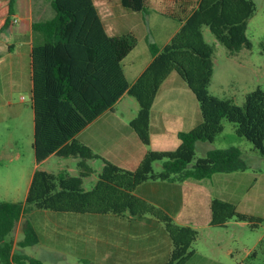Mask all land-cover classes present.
<instances>
[{
    "label": "trees",
    "instance_id": "16d2710c",
    "mask_svg": "<svg viewBox=\"0 0 264 264\" xmlns=\"http://www.w3.org/2000/svg\"><path fill=\"white\" fill-rule=\"evenodd\" d=\"M141 13L146 0H120ZM15 0H0V33L10 28ZM55 12L51 19L32 23L41 36L33 44L30 57V98L33 111L32 148L36 163L51 154L76 157L77 175L66 171L36 169L23 202L0 200V264H42L38 259L13 251L11 234L21 220L20 247L37 243V234L28 218L34 209L90 214H148L161 222L171 240L164 264H183L194 252L197 230L176 224L161 208L134 194L148 180L182 182L201 179L214 173L243 171L247 164L235 146L211 149L195 157L197 141L211 142L223 131V120L235 124L237 136L248 140L264 156V90L259 86L245 93L242 105L209 93L213 74V47L204 40L207 27L229 54L249 49L248 20L255 12L253 0H195L170 40L158 47L148 44L151 61L137 79L127 81L122 61L137 43L131 34L109 36L104 30L93 0H51ZM175 71L198 102L201 122L188 131L178 132L173 150L148 149L133 170L123 169L94 153L75 135L127 93L139 105L130 126L141 142L149 144V113L163 80ZM90 159L103 165L97 180L84 190L83 178L93 173ZM156 162L161 163L158 171ZM235 219L257 228L260 217L240 212L230 202L210 201V225L225 226ZM259 254V255H258ZM257 255L264 264V237L249 257Z\"/></svg>",
    "mask_w": 264,
    "mask_h": 264
},
{
    "label": "crops",
    "instance_id": "0c3cea01",
    "mask_svg": "<svg viewBox=\"0 0 264 264\" xmlns=\"http://www.w3.org/2000/svg\"><path fill=\"white\" fill-rule=\"evenodd\" d=\"M194 2L146 0L147 12L143 14L124 7L120 0H93L107 35L131 33L137 39L135 47L122 61L127 81L133 83L151 61L148 44L163 47L179 28L178 19L187 14ZM54 14L51 0H15L13 23L0 33V65L4 66L0 68V79L3 73L10 82L17 81L24 67L30 78V49L41 40L40 34L33 31L32 23L51 19ZM125 103L131 108L125 110ZM138 108L137 100L124 93L112 108L87 124L75 138L113 164L133 170L148 149H175L177 133L188 131L201 122L195 96L175 71L160 84L152 102L148 145L141 142L130 126ZM21 117L22 108L5 98L0 87V121L7 118L17 122ZM8 138L6 145L12 146L16 142L14 133L10 132ZM206 142L195 143V157L198 148L203 155L215 149L213 141ZM14 146L10 157L20 159L23 154L16 143ZM28 146L34 159L31 140ZM6 149L0 143V156L6 155ZM54 156L78 161L76 157L51 154L35 162L32 174L36 169L45 170L42 165ZM87 163L93 173L83 181L89 179L93 185L103 163L99 159H90ZM155 164L159 166L158 162ZM258 167L249 164L243 171L214 173L182 182L148 180L139 184L134 194L161 208L176 224L197 230L198 237L192 245L194 252L183 264H255L259 254L252 259L249 256L264 237V171ZM72 170L73 167L61 166L58 171L69 173ZM213 198L230 202L240 212L260 217L262 222L254 229L235 219L227 221L225 226L210 225ZM29 214L38 238L37 243L30 245L35 248L30 257L42 264H164L171 249L164 225L148 214L130 216L126 212L90 214L43 209H34Z\"/></svg>",
    "mask_w": 264,
    "mask_h": 264
},
{
    "label": "rangeland",
    "instance_id": "374dc122",
    "mask_svg": "<svg viewBox=\"0 0 264 264\" xmlns=\"http://www.w3.org/2000/svg\"><path fill=\"white\" fill-rule=\"evenodd\" d=\"M253 2L255 12L248 20L246 28V35L251 43L249 49L243 48L237 53L229 54L209 29L203 28L204 40L213 47V74L208 91L219 98L231 99L237 105H242L245 92L253 90L257 86L264 90V0H253ZM1 46L0 50L2 49ZM0 68L4 69V66L0 65ZM0 87L3 94L5 93V98L11 99L13 105L22 108V117L17 122L7 118L0 121V143L7 148L6 155L0 156V200L23 202L35 164L32 155L29 154L28 146L29 141H33V111L27 67H24L22 77L17 81L10 82L8 76L2 73ZM128 108H131V105L125 103L124 109L127 110ZM10 132L14 133L17 148L23 154L20 159H11L10 157V153L16 148L15 143L12 146L6 145L9 141L8 134ZM212 145L215 149L235 146L240 149L247 165L259 166L258 168L264 171V156L256 152L252 144L244 137L237 136L233 122L223 120V131L215 136ZM196 156H204L201 149L196 150ZM158 163L159 166L154 165L155 171L160 169V162ZM76 164L74 158L54 156L45 162L41 168L56 172L61 166H69L74 168V171H69V173L76 175ZM91 186L89 179L83 181V187L87 190ZM28 217L30 219V214ZM20 222L21 220L16 224L11 234L13 251L32 256L35 248L31 246L20 247L16 244L23 236ZM256 262L260 263L261 261L257 259Z\"/></svg>",
    "mask_w": 264,
    "mask_h": 264
}]
</instances>
